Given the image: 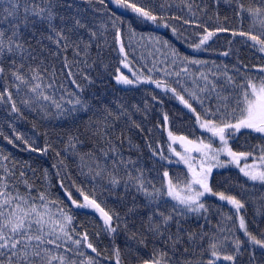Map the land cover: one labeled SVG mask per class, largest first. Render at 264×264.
<instances>
[{
    "label": "snow or ice",
    "instance_id": "obj_1",
    "mask_svg": "<svg viewBox=\"0 0 264 264\" xmlns=\"http://www.w3.org/2000/svg\"><path fill=\"white\" fill-rule=\"evenodd\" d=\"M222 33L264 53V0H0V137L56 158L37 177L0 148V264H264L245 215L264 189V56L201 58L235 54ZM105 76L141 102H105Z\"/></svg>",
    "mask_w": 264,
    "mask_h": 264
},
{
    "label": "trees",
    "instance_id": "obj_2",
    "mask_svg": "<svg viewBox=\"0 0 264 264\" xmlns=\"http://www.w3.org/2000/svg\"><path fill=\"white\" fill-rule=\"evenodd\" d=\"M221 14L222 15L227 14L230 17L232 16L231 11H226L223 8L221 9ZM231 23L233 25L238 26L239 21L233 19L231 20ZM244 26L245 28H247L248 22H245ZM139 30L147 31L149 29L143 28V29H138V31ZM159 34L164 35L165 38H168V34H166L164 31H161ZM219 35H220V39L216 42V44L213 45V48L215 49V51L219 52V51L226 50L229 47L228 40L233 39L232 48L235 54L225 59L223 57L218 58L215 54L205 53V54H202L201 58L217 59L218 63H229V65H231V63H234L237 57L248 64H258L261 62V57L264 56V53H260L259 51L248 47L244 43V41L239 38H232L229 33H222ZM178 46L182 48L185 47L183 45H178ZM119 87L120 86L113 87V83H110L108 77L105 76L103 81H97V84L94 90L98 94H102V96L105 98V102H110L112 100H118V98H122L123 101L128 102L130 104H136V103L141 102L142 97H143V91H140V92L117 91L116 89ZM89 115L90 114L81 113L80 122L86 121L89 118ZM6 119H7L6 112L2 108H0V131H3L6 135H10L11 129L7 127V124L5 123ZM29 119H31V117ZM134 119L138 121L141 120L142 119L141 114L136 113L134 115ZM54 126L56 127L57 132H59L61 130V127H68L69 125L65 124L63 121L50 122L48 125L50 133ZM145 126L150 128L152 125L149 121H145ZM17 128H18V131H21V132H30L31 123L26 122V121L18 122ZM52 138L54 140H58V137L56 135H53ZM136 142L142 143V141H140L138 138L136 139ZM0 148H5L6 151L12 152L14 157L17 160L30 159L33 162V167L36 168L37 170L36 171L37 177L41 175L44 168H49L52 172L55 171L54 169H51V165L55 163L56 161V158L53 154H49L48 157L43 158V159H40L36 156H33L30 158L28 153L22 152L19 148L13 149L11 145L7 144V142L3 139V137H0ZM68 163H69L70 168L75 170L76 165L72 163L71 159H69ZM236 171L238 170L234 169L233 174H235ZM29 176L31 177V172H29ZM262 196H264V189L260 188L259 186H257L256 189H254L253 191L246 194V199L248 200V206H247L245 215L249 221L253 222V226L255 224H260L261 227L264 228V216L257 214V210L261 204ZM225 211H227V208H225ZM79 219L92 221L95 219V217L81 215ZM200 223H203V221L201 220ZM213 224H215V220H213ZM193 226L195 227V224ZM89 230H93V225L91 223L89 224ZM99 242L102 248H106L109 246V240L103 237V233H101L100 235ZM122 242H123V237L121 236L118 239L117 243L122 244ZM199 254H200L199 249H195L194 252L192 253V255L196 257H198Z\"/></svg>",
    "mask_w": 264,
    "mask_h": 264
},
{
    "label": "rangeland",
    "instance_id": "obj_3",
    "mask_svg": "<svg viewBox=\"0 0 264 264\" xmlns=\"http://www.w3.org/2000/svg\"><path fill=\"white\" fill-rule=\"evenodd\" d=\"M90 211V210H89Z\"/></svg>",
    "mask_w": 264,
    "mask_h": 264
}]
</instances>
